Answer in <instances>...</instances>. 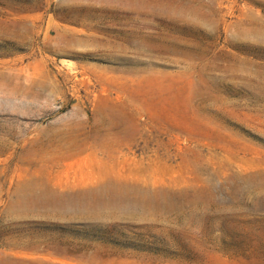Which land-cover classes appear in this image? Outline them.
I'll return each instance as SVG.
<instances>
[{"label": "rangeland", "instance_id": "1", "mask_svg": "<svg viewBox=\"0 0 264 264\" xmlns=\"http://www.w3.org/2000/svg\"><path fill=\"white\" fill-rule=\"evenodd\" d=\"M0 264H264V0H0Z\"/></svg>", "mask_w": 264, "mask_h": 264}]
</instances>
